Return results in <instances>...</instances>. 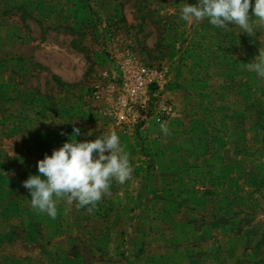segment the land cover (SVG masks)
I'll list each match as a JSON object with an SVG mask.
<instances>
[{"label": "rangeland", "instance_id": "1", "mask_svg": "<svg viewBox=\"0 0 264 264\" xmlns=\"http://www.w3.org/2000/svg\"><path fill=\"white\" fill-rule=\"evenodd\" d=\"M182 2L0 0V264H264V78L246 67L264 24L185 22ZM149 69L145 110L124 105ZM73 127L115 131L132 176L53 220L22 182Z\"/></svg>", "mask_w": 264, "mask_h": 264}, {"label": "clouds", "instance_id": "2", "mask_svg": "<svg viewBox=\"0 0 264 264\" xmlns=\"http://www.w3.org/2000/svg\"><path fill=\"white\" fill-rule=\"evenodd\" d=\"M181 4L180 19L185 22L207 20L220 29L235 25L249 36L255 35L257 20L264 24V0H197L194 5L183 0ZM246 67L264 78V51L259 50V56ZM82 135L92 133L73 127L67 142L37 161V173L22 182L31 196L32 209L53 220L58 216V200L68 206L75 202L78 209L91 213L109 193L113 181L124 184L132 176L129 154L115 131L94 140H78Z\"/></svg>", "mask_w": 264, "mask_h": 264}, {"label": "built area", "instance_id": "3", "mask_svg": "<svg viewBox=\"0 0 264 264\" xmlns=\"http://www.w3.org/2000/svg\"><path fill=\"white\" fill-rule=\"evenodd\" d=\"M160 77L156 70H143L127 77L123 84V91L126 94V106H137L145 110L146 104L151 97L150 86Z\"/></svg>", "mask_w": 264, "mask_h": 264}, {"label": "trees", "instance_id": "4", "mask_svg": "<svg viewBox=\"0 0 264 264\" xmlns=\"http://www.w3.org/2000/svg\"><path fill=\"white\" fill-rule=\"evenodd\" d=\"M53 80L58 84V85H62V87H64V86H67V87H74L75 85H71V84H62L61 83V81L59 80V78L58 77H56V76H53Z\"/></svg>", "mask_w": 264, "mask_h": 264}]
</instances>
